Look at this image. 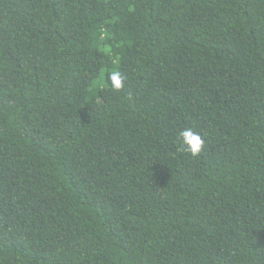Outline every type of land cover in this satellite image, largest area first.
<instances>
[{"label": "trees", "instance_id": "trees-1", "mask_svg": "<svg viewBox=\"0 0 264 264\" xmlns=\"http://www.w3.org/2000/svg\"><path fill=\"white\" fill-rule=\"evenodd\" d=\"M0 264H264V0H0Z\"/></svg>", "mask_w": 264, "mask_h": 264}, {"label": "clouds", "instance_id": "clouds-1", "mask_svg": "<svg viewBox=\"0 0 264 264\" xmlns=\"http://www.w3.org/2000/svg\"><path fill=\"white\" fill-rule=\"evenodd\" d=\"M111 90L113 92L120 91L124 85V77L120 72L113 70L109 76ZM181 148L191 157H196L199 155L200 151L203 148L204 140L199 135L198 132L193 131L192 129L185 128L182 132L179 133Z\"/></svg>", "mask_w": 264, "mask_h": 264}]
</instances>
